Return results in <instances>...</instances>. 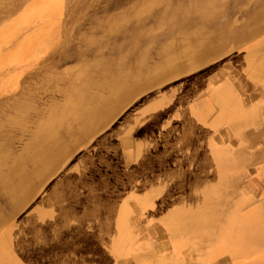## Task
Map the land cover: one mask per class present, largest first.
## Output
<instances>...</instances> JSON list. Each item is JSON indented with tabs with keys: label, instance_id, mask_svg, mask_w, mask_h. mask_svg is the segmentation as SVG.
<instances>
[{
	"label": "rangeland",
	"instance_id": "374dc122",
	"mask_svg": "<svg viewBox=\"0 0 264 264\" xmlns=\"http://www.w3.org/2000/svg\"><path fill=\"white\" fill-rule=\"evenodd\" d=\"M51 1L54 0H0V142L3 144L5 142L6 148L18 149L17 151H20L23 141L27 140L29 131L23 133V126L17 127L16 124H20L24 116L28 115L29 121L25 126L28 130L38 129L48 119L50 111H55V106L64 104L72 90L78 89L86 77L88 80L91 78L97 80L105 73H116L121 65L133 74L144 62L149 66L148 75L153 76L155 66L169 58L170 50L165 47L174 40L184 45L182 43L184 38L188 36L198 38L200 29L209 32L220 27L224 33L212 39V47L215 48L210 47L200 60L188 67L180 63L177 68L166 70L164 75L150 79L151 83L142 86L132 99L123 104L117 116H108L94 133L81 137L72 155L60 160L55 174H52L43 186L40 184L35 195L33 193L31 202L29 201L26 206L14 210V205L9 204L10 198L0 195V207L10 212L7 221L1 224L0 240L11 228L22 226L24 218L34 209L41 195L58 180L62 172L76 166L78 158L93 150L97 141L105 135H110L111 141L116 144L117 152V156H113L112 159L114 168L111 172L108 171L109 174L115 170L121 176L122 174L126 176L138 166L137 156L140 152H145L146 149L153 154L164 152L171 147H174L175 154L166 160L170 163L169 170L175 168L179 160H183L185 165L183 164L181 168L185 169L186 160L191 158L188 148L191 149L192 145L178 142L190 131L201 130L188 122L186 115L192 113L201 115L196 119L204 120L210 129H207L209 131L207 144L216 147L221 155L231 156L229 147L231 143H225V135L229 138L231 131L234 134L240 133L231 125L232 120L238 119L235 115L237 113L230 107L232 113L230 117H226L228 120L223 118L214 123L216 107H210L205 99L201 102L199 99L207 92L209 85L217 83V78L226 83H237L247 77L264 80L256 79L250 73L242 71L238 63L239 55L248 49L245 46L248 41L264 32V19L261 24L253 27L248 25L250 17H260L255 8L248 9L249 0H60L61 12L50 15L42 10ZM208 1L220 2L226 7L229 3L234 5L227 12L224 9L213 8L210 3L203 8L202 4ZM257 5L258 11L264 9V0L257 2ZM151 7L157 10L151 12L144 10ZM30 14L42 16L35 22L19 21ZM49 21L50 28L44 32L45 36L34 50L22 57L29 48L24 44L22 47L24 49L16 54L15 47L18 41L27 34L38 32L39 25ZM234 34H239L241 38L237 41L236 37L233 38ZM73 48L77 56L69 59L66 55L70 54ZM241 48L243 51H240ZM9 54H16V59L7 60ZM205 74H213L214 77L209 80L208 86L199 82L200 77ZM46 77L53 82H45ZM238 89L239 87L235 86L236 92ZM231 96L230 92L225 91L212 93V101L219 107L217 117L226 115L227 107L230 106L228 97ZM245 97L244 103H249L250 100ZM152 99H157L161 108L159 120L153 127L154 131L151 135L136 132L126 120L137 107ZM240 107L243 109V106ZM249 124H253L251 119ZM222 125L228 127H223L221 133H215V129L220 130L218 128ZM13 133L16 134L15 137ZM59 136L66 140L65 142L72 143L77 134L64 126L59 130ZM215 137H218L216 140L221 143L220 145L215 142ZM193 145L198 146V143L194 142ZM167 179L164 175L158 178L152 169V172L145 175L144 182L138 178L125 177L116 192L106 193L113 201L115 200L114 202H120L123 217L122 241L127 238L120 250L105 253L111 264H145L148 255L164 259L159 253L169 252L173 243L172 232L161 216L172 204H158L159 186L154 185L157 180L165 182ZM109 181L113 182V178H109ZM113 185L115 183L111 186ZM249 186L247 176L238 174L233 181H224L217 189L222 195L235 192L237 198L242 200L240 195ZM105 221L103 218L102 222ZM49 231L47 228L48 237ZM67 235L65 234L63 238ZM157 243L159 253L156 251ZM114 246L112 245V248ZM191 247L196 248L192 243ZM175 249L176 243H173L174 252ZM212 252L217 251L212 248L209 253L213 254ZM91 257L90 254L87 256L88 262L95 263ZM176 260L177 264H182L179 261L181 259Z\"/></svg>",
	"mask_w": 264,
	"mask_h": 264
},
{
	"label": "bare ground",
	"instance_id": "6f19581e",
	"mask_svg": "<svg viewBox=\"0 0 264 264\" xmlns=\"http://www.w3.org/2000/svg\"><path fill=\"white\" fill-rule=\"evenodd\" d=\"M249 1L248 9L255 8L254 10L260 15V17L252 16L248 19V25L253 27L261 24L264 19L262 17L264 9L259 11L256 9L257 2L259 3L261 0ZM208 3L213 8L224 9L226 12L234 5L229 3L226 7L220 2L208 1L202 4L203 8L207 7ZM150 4L157 5L155 2H150ZM61 10V1L54 0L42 11L46 14L56 15ZM144 10L151 12V10L157 9L151 7ZM39 14L26 15L19 21L35 22L42 16L38 17ZM50 24L51 21L39 25L38 32L27 34L18 41L15 47L16 54L24 49L22 48L24 44H27L29 48L26 49L27 51L22 57L32 49L34 50L37 43L45 36L44 32L50 28ZM204 30L200 29L198 38L185 37L182 42L184 45L179 44L176 40L167 45L165 48L170 50V56L166 62L155 66L153 76L148 75L149 66L145 62L133 74H130L126 67L121 65L116 73H105L97 80L92 78L88 80L86 77L78 89L72 90L64 104L57 105L55 111H50L48 119L38 129L28 130L25 126L29 121L28 115L24 116L21 123L16 126H23L22 132L29 131V135L27 140L23 139L24 143L20 151L6 148L4 145L6 143L0 142V195L10 198L9 204L14 205V210L26 206L40 184L42 183L43 186L45 181L55 174L56 166L60 160L65 156L72 155L73 149L81 137L94 133L108 116H117L122 110L123 104L132 99L142 86L151 83L150 79L164 75L166 70L175 69L180 63L188 67L200 60L203 54H206L213 46L212 39L216 35L224 33L220 27L209 32ZM233 38L238 41L241 36L234 34ZM74 49L66 55L67 58L73 59L77 56ZM15 55L9 54L7 60L16 59ZM238 60L242 71L250 73L256 79H264V41L257 44L254 49L239 55ZM231 74L233 75V72ZM201 77L199 82L206 86L209 85V80L214 78L213 74H205ZM44 80L53 82L47 77ZM216 80L220 84L226 83L218 78ZM228 99L230 106L227 107L226 115L216 117L213 122L218 123L223 118L228 120L226 117H230L232 111L229 108L232 107L237 113L235 115L238 116V119L232 120L231 125L237 128L240 133L243 132L244 138L241 141L246 140L251 125L249 124L250 119L243 116V113L247 111L240 107L239 101L237 102L234 97L231 96ZM160 112L161 108L157 99L146 100L130 113L126 121L136 132H145L151 135L154 131L153 127L159 120ZM197 116L201 115L192 113L187 114L186 118L191 126H197L201 130L190 131L181 138L182 141L178 142V144L186 142L188 145H192L191 149L188 148L191 158L186 160L187 167L185 169L181 168L184 164L183 160H179L176 162L175 168L169 170L170 163H167L166 160L170 155L175 154L174 147H171L164 152L153 154L146 149L145 152H140L137 156L138 166L135 170L128 172L126 176L125 174L121 176L115 170L109 174L108 171L111 172L114 168L113 156H117L116 144H113L110 135L101 137L93 150L81 155L76 161V166L62 172L58 180L49 187L44 195H41L34 209L24 218L22 226L11 228L4 238H1L0 264L50 262L111 264L105 253L110 250H120L127 238L122 241L123 217L120 202H114L115 200L113 201L106 193L116 192L125 177L138 178L144 182L145 175L152 172V169L158 178L160 175L168 178L165 182L157 180L154 185L159 186L158 195L156 194L159 199L158 204H172L161 218L172 232V241L176 243V254L181 252L183 241L187 242L188 240L196 249L204 243L208 245L209 242H212L210 249L214 248L216 253L246 254L249 246L235 238L233 228L237 224L246 225L252 216L246 213H237L241 211L239 207L243 203L245 204V201L239 200L235 192L222 195L221 191L217 189L224 181H233L238 174H242V166L235 165L234 158L221 155L216 147L213 148L207 144L209 141L207 129L209 127L204 120L198 121ZM145 124L148 127H145ZM64 126L77 134V137H73L72 143L65 142L66 140L59 136V130ZM12 135L15 137L16 134ZM194 142H197L198 146H194ZM182 169L183 171H181ZM109 178H113V182H110ZM111 183H115V185L111 186ZM224 197L226 198L224 199ZM9 213L0 207V227L7 221ZM103 218L106 219L105 222H102ZM47 228L50 229V237L47 236ZM65 234L68 235L63 238ZM112 245L118 246V248L115 246L112 248ZM210 249H207L208 252ZM89 254L92 256L91 259L96 261L95 263L88 262ZM176 259L174 258L173 264H177ZM169 261L167 262L159 256L148 255L144 263L171 264Z\"/></svg>",
	"mask_w": 264,
	"mask_h": 264
},
{
	"label": "crops",
	"instance_id": "0c3cea01",
	"mask_svg": "<svg viewBox=\"0 0 264 264\" xmlns=\"http://www.w3.org/2000/svg\"><path fill=\"white\" fill-rule=\"evenodd\" d=\"M261 41H264V32L248 41L249 43L245 46L248 47L247 50L254 49ZM240 51H243V48H241ZM218 82L209 85L207 92L201 96L199 101L201 102L205 99V102H208L210 107H216L214 116L217 117L219 116V107L216 103H213L211 97L212 93L230 92L233 97H236V99L240 101L243 109L247 111L243 113V116L253 121V124L249 126V135L246 136V140L248 139L247 141H241L244 138L242 136L243 132L234 134V132L231 131L229 138L225 135V143H231V146H229L231 147V157L235 159V165L242 166V176H247L250 185L245 191L243 190L240 195L245 201V204L243 203L241 207H239L241 211L237 213L249 214L252 216V219L248 221L246 225L237 224L233 228L235 238L239 240V242H245L249 248L246 254H232L228 252H212L213 254H210L207 249H210V246L213 244L212 242H209L208 245L204 243L198 249L194 247L192 249L191 243L188 240L187 242L183 241L181 253L176 254L173 250V243H171L169 252L162 254L159 253L157 243L156 251H158L159 255L164 257L167 262L170 260L169 262L171 264L175 262L173 261V256H175V259L176 256L178 260L181 259L179 261H181L182 264H264V80H253L247 77V79L239 80L237 83L220 84ZM235 86L239 87L237 92L235 91ZM244 97L250 100L249 103H244ZM223 127L228 126L222 125L221 128H218L220 130L216 128L215 133H221ZM226 130L227 129H225V131ZM217 138L218 137H215V142L220 145L221 143L216 140ZM236 158L239 159L237 160ZM157 240L159 239L157 238ZM203 251L206 252L204 253Z\"/></svg>",
	"mask_w": 264,
	"mask_h": 264
}]
</instances>
